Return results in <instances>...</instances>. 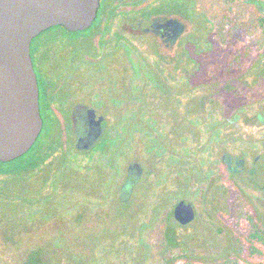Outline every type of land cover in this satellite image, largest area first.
<instances>
[{
	"label": "rangeland",
	"instance_id": "1",
	"mask_svg": "<svg viewBox=\"0 0 264 264\" xmlns=\"http://www.w3.org/2000/svg\"><path fill=\"white\" fill-rule=\"evenodd\" d=\"M244 35L241 30L236 43L237 53L249 54V49L251 54L256 53L257 56V46L251 45ZM149 38L123 30V84H130L129 89L133 92L142 87L138 70L142 66L140 57L147 58L154 68L165 72L160 62L154 60L156 56L150 51ZM231 44L226 50H230ZM160 50L169 56L168 50ZM226 50L220 44L214 43L207 46L206 54L199 53L213 58L217 52L224 53ZM194 67L195 65L194 79L198 82H211L212 76L216 75L215 70L209 75L207 64L197 65V70ZM227 77L226 80L229 81L224 82L222 91H216L215 85L210 89L215 90L204 98H201V94L195 95L198 101H202L201 111L197 115H191L192 138L186 153L177 146L174 147L175 154L172 156L173 148L169 146L168 139L164 138L169 131L166 119L159 120V127L155 128L151 115L148 117L144 114L145 118L139 115L141 123H136V115L132 111L133 123L129 126L130 112L126 115L123 112V122L110 128L107 144L100 146L92 154L76 156L68 144L66 149L70 153H65L58 138L54 145L47 146L48 143L44 142L51 130L45 128L25 156L17 158V165L24 164L37 152L36 161L48 165L54 173L88 170L76 179L65 178L64 182L70 188V194L60 197L56 193L52 202L58 213H64L73 207L62 219L70 218L82 210L88 215L78 212L76 216L80 222L66 220L64 228L72 230L71 238L75 242L86 245L83 254L89 264H97L103 255L120 256L111 264H163L165 259L176 253L175 250L164 247V226L173 231L181 246L187 247L192 261L209 263L239 250L243 252L247 262L264 264V245H258L261 254L249 256L246 253L249 246L246 236L251 229L243 219L238 203L241 201L245 206L250 205L249 212L254 213L257 220L264 225V192L257 187V183L260 184L264 179V126L256 121L245 122L237 118L238 112L252 116L253 112L258 113L264 109V80L250 93L254 96V108L247 109V114H243V109L235 110L237 103H243V99L237 95L240 91L236 93L227 88V84L232 82L231 75L227 74ZM195 110L196 108L193 109ZM109 119L112 123L115 120L112 115ZM178 127L177 125L176 129ZM49 141L53 142L52 139ZM222 153L242 155L246 159L247 169L243 173L232 175L222 164ZM184 155L185 162L182 158ZM257 155L259 159L255 163ZM132 163L139 164L142 171L138 183L133 187L132 195L130 194L127 201H122L121 185L130 176L127 171ZM69 166H73V169ZM8 167L9 165L5 168ZM251 167L257 173L253 183L247 178ZM133 175L136 177V174ZM17 183L11 182L7 187L18 189ZM180 198L188 199L199 209L193 222L186 226L178 225L173 217L168 218L165 215ZM210 221L218 222L221 226L222 235L219 240L214 238L212 230L207 227ZM45 233V228L39 232V241L43 242ZM39 241L29 240L23 246L34 249L41 245ZM103 243L118 246L107 250ZM45 247L51 248V244ZM7 251L8 256L5 255L4 261L7 260L9 264L17 263L20 253L16 254L12 249ZM62 259V255L55 256V261ZM187 259L174 258L170 264H184ZM4 261L0 264H5Z\"/></svg>",
	"mask_w": 264,
	"mask_h": 264
},
{
	"label": "flooded vegetation",
	"instance_id": "2",
	"mask_svg": "<svg viewBox=\"0 0 264 264\" xmlns=\"http://www.w3.org/2000/svg\"><path fill=\"white\" fill-rule=\"evenodd\" d=\"M257 1L260 3V0H99L96 15L86 29L71 31L56 25L42 31L30 42V56L38 85L41 131L45 128L51 130L45 143L58 138L64 152L70 153L66 149L68 144L76 156L80 152L97 150L109 141L110 128L123 122V112L125 115L130 112L129 126L133 123L135 112L134 122L141 123L139 115H151L155 128L159 127V120L166 119L163 121L169 131L164 138L173 148L172 156L177 146L186 153L192 138L191 115L201 111L202 101H198L195 95L201 94V98H204L215 90H210L215 85L216 91H222L224 82L229 81L226 80L227 74L231 75L232 81L227 88L236 93L239 90L237 95L243 99L242 104L237 103L235 110L243 109L242 113L247 114L246 110H252L255 106L254 96L250 93L264 80V9L256 7ZM123 30L150 37V51L156 56L154 60H158L165 70L160 72L147 58L140 57L142 66L139 63L138 70L142 87L135 92L129 89L130 84H123ZM241 30L251 45L257 46V56L256 53L251 54L249 49V54L237 53L236 43ZM214 43L225 50L229 44L232 46L224 53L217 52L213 58L204 57L207 46ZM160 47L168 50L169 56L164 55ZM199 52H203V55ZM202 64L208 65L209 75L215 70L216 75L212 76L211 82L194 79L193 65L197 70V65ZM253 114L246 116L238 112L237 118L245 122L256 121L264 126V109ZM111 115L115 118L113 123L109 119ZM99 125L104 127V131L97 143L89 150L77 149L78 138L87 137L88 131ZM185 157L182 156L184 162ZM258 159L257 155L255 163ZM245 160L242 155H221L222 164L232 175L247 169ZM262 163L264 168V161ZM136 167L128 166L127 171L130 175L127 179H136L131 187V195L142 171L139 164ZM248 171L247 178L253 183L257 173L253 167ZM257 187L264 192V179L257 183ZM159 196L162 198V195ZM181 200L193 206L194 220L199 209L186 198L176 201L165 215L173 217L178 225L186 226L193 220L182 224L174 217V207ZM238 203L239 211L251 229L246 236L249 240V233L256 227L264 228V225L254 213L249 212L250 205L245 206L241 201ZM207 227L219 240L222 235L220 224L210 221ZM165 231L164 226L163 236ZM168 234L174 236L169 229ZM184 248L187 255L191 254L187 247ZM238 252L244 258L243 252ZM246 253L255 255L250 252L249 246Z\"/></svg>",
	"mask_w": 264,
	"mask_h": 264
},
{
	"label": "water",
	"instance_id": "3",
	"mask_svg": "<svg viewBox=\"0 0 264 264\" xmlns=\"http://www.w3.org/2000/svg\"><path fill=\"white\" fill-rule=\"evenodd\" d=\"M98 5L99 0H0V162L26 154L42 129L31 40L51 26L62 25L71 31L86 29ZM103 131L102 125L91 128L87 137L78 138L77 149H91ZM135 183L136 179H125L120 189L122 201L128 200ZM194 216L188 201L175 205L178 222L186 224Z\"/></svg>",
	"mask_w": 264,
	"mask_h": 264
},
{
	"label": "trees",
	"instance_id": "4",
	"mask_svg": "<svg viewBox=\"0 0 264 264\" xmlns=\"http://www.w3.org/2000/svg\"><path fill=\"white\" fill-rule=\"evenodd\" d=\"M256 7L264 9V0H260V3L257 1ZM52 141H49L47 146L54 145L55 139ZM95 149L80 152V154H92ZM18 159L0 162V263L2 260L4 261L5 255L8 256L7 250L12 249L16 254L20 253V256L17 263L11 264H89L83 254L86 245L83 242L82 244L75 242V239L71 238L72 230L69 231L64 228L66 220L72 219L75 223L79 221L76 216L78 212L86 213L82 210L70 218L62 219L66 212L72 210L73 207L64 213L63 211L58 213L52 202L53 195L56 193L60 194V197L70 194V188L64 182L65 178L76 179L88 170L79 172L71 170L73 166H69L71 167L69 172L54 173L48 165L36 161L37 152H34L24 164L17 165L15 161ZM8 165L9 167L5 168ZM11 182H18L19 188L9 189L7 185ZM6 225L8 226L6 227ZM101 226L104 227L103 224ZM43 228L46 229V237L41 242L38 236ZM167 228L164 234V247L167 246L168 249L175 250L176 253L171 258L165 259L163 264H170L174 258L176 260L188 258L184 264H251L242 258L240 252L210 263L192 261L176 237L168 234ZM57 239L59 240L56 241ZM248 239L250 242L249 250L252 254L262 252L258 245H264V228L256 227L253 232L249 233ZM29 240L39 241L41 245L34 249H28L27 246L23 245H27ZM45 244H51V248L46 249ZM103 244L107 250L118 246V244ZM71 253L73 254L70 255ZM56 255H62L63 259L55 261ZM119 257L118 255L116 257L103 255L97 264H111ZM77 258L78 261L76 262ZM6 261H4L5 264H9Z\"/></svg>",
	"mask_w": 264,
	"mask_h": 264
}]
</instances>
